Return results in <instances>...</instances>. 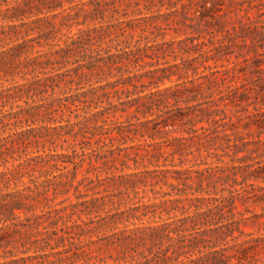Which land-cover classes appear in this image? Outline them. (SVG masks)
<instances>
[{"label": "trees", "instance_id": "obj_1", "mask_svg": "<svg viewBox=\"0 0 264 264\" xmlns=\"http://www.w3.org/2000/svg\"><path fill=\"white\" fill-rule=\"evenodd\" d=\"M208 2L210 5L206 6ZM104 3L110 4L108 0ZM181 7L182 11L185 8L199 11V18L205 20L216 19V16L225 15L228 8H232L231 12L238 19V24L231 28L220 27V38L209 36L207 41H199V36L185 37L177 42V48L172 46L174 41L169 40L159 44L136 40L132 44L124 42V46L111 51L109 47L101 49V0H0V17L10 22L0 24V43L5 36L17 33L14 21L24 17H55L60 12H67L65 15L68 16L72 11L75 17L82 15V20L76 21V24H84L85 21L93 23L91 27L78 28L72 34L63 33L62 36L66 38L62 44L51 43L46 52L34 56L22 57L28 47L24 41L0 44V72H15L25 78V87L19 96L25 97V105H17V109L2 113L0 125H10L11 119L12 123L34 122L37 119L55 121L54 116L60 115L58 122L64 123L52 126L53 130L65 129L64 134L73 132L74 143L68 142L71 153L62 151L27 158L33 161L34 166L43 163L59 171L52 175V178L60 179L56 182L51 178L37 181V176L23 183L22 190L41 186L44 189L39 192L44 195H47L50 188L56 194L66 192L70 187L79 191L81 185L93 182L100 184L96 161L101 157V140L104 154L108 152L113 159H145L146 155L140 152L142 145L152 146L155 149L152 157L158 159L164 152L173 156L176 150L171 139L159 136L157 140V135L167 133L169 128L182 129L187 135L181 138L200 141L196 153L193 150L187 153L193 154L192 159L204 166L199 169L174 166L160 170L146 169L138 179L129 180L130 185L125 190L132 191L133 197L145 193L147 189L153 194L149 202L132 208L138 210L142 207V215L165 200L187 201L181 206L185 214L170 220L118 228L117 224L125 221L122 218L124 210L114 206L103 216L106 220L104 227L109 229L104 237L118 242L121 253L119 259L125 261L123 264H264V0H185ZM252 10L263 19L245 23L243 18L249 17ZM115 11L118 12L117 7ZM205 25H209L208 21H205ZM60 30L61 26H53L41 36H56ZM179 53V61L152 66L167 55L172 54L176 59ZM210 60L215 64L220 61L221 68L197 71L200 67L210 69L211 66L206 64ZM189 71L193 73L190 79L185 77ZM173 74H177V79H184L181 83L191 84L188 87L191 94L181 98V95L176 94L180 88L170 94L165 93L179 86L178 82L159 93V103H136L134 101L137 97L122 96L128 97L143 78H148V83L153 84L164 79L170 80ZM101 78L106 82L101 84ZM60 81L64 82V87L56 90ZM80 83L88 84L89 87L80 90ZM74 85L76 89L72 87ZM126 85L133 88L129 89ZM205 92H208V99L204 102L198 100V96H204ZM168 99H173L174 105L179 101L186 105L168 107ZM102 101L104 105H101ZM191 101L195 103L189 104ZM203 103L207 106H203ZM250 106L252 110H249ZM131 107H134V116L138 113L144 115L153 108L158 112L152 118L144 115L145 119L129 124L112 122L109 118L124 116V112ZM65 113H68L67 116H62ZM199 123L205 124L197 126ZM26 132H12L8 135L12 136L9 144L7 137H0V158L4 162L7 161L5 154L11 149L12 143L24 140ZM56 134L61 133L58 131ZM133 135L149 137L151 140L120 146ZM114 140L118 141V145H113ZM209 142H212L213 152L208 150L209 146H205ZM249 145L251 148H248ZM203 147L206 154L202 152ZM129 149H133L131 158ZM240 152L244 154L238 156ZM181 155L184 157L186 153ZM211 155L216 157L214 164L207 162ZM224 156L228 157V161L221 158ZM184 161L185 157L179 160V164ZM84 162L88 164L84 176L76 179L77 170ZM20 165L18 163L6 167L0 171V175H10L15 179L12 168L16 166L18 169ZM12 179H7L6 186ZM58 184L64 190H59ZM163 185L170 190L162 191ZM170 193L175 196L167 198ZM5 195L8 199L0 202V248L3 250L18 232L25 236V241L34 237L31 244L41 245L43 241L49 243L51 234L60 233L58 238L62 241L73 238L72 232L79 235L101 228V224L92 225L99 222L97 220L77 223L70 217L63 218L59 214L61 209L54 208L47 225L39 229V215H35L31 221L30 216L21 217L16 213V210L29 211L33 207L22 201L19 190L15 189ZM88 202L92 206L95 204L88 200L80 204L88 207ZM114 202L111 200V203ZM238 204L260 205L261 209L252 212L246 207L243 212L238 209ZM90 211L98 210L91 208L88 213ZM246 211L252 214L245 216ZM136 217L139 219V216ZM247 220L257 226L255 231L241 228V223ZM25 241L22 245L26 244ZM83 246L84 243L69 241L67 247L56 251L54 255L64 253L70 247L75 250L71 256H59L56 264L70 257H85L87 254L82 250ZM46 256V253H37L20 260L25 262L34 259L25 264L55 262L45 261ZM7 263L4 261L0 264ZM69 263L73 264L71 261Z\"/></svg>", "mask_w": 264, "mask_h": 264}, {"label": "rangeland", "instance_id": "obj_2", "mask_svg": "<svg viewBox=\"0 0 264 264\" xmlns=\"http://www.w3.org/2000/svg\"><path fill=\"white\" fill-rule=\"evenodd\" d=\"M105 1L106 0H101V49L109 47L111 48V51H115L116 48L124 46V42L132 44L136 40H139L141 43L147 42V44H159L160 42L169 40L174 41L172 46L177 48V42L180 41V39H184L185 37L199 36V41H207L209 36L220 38L222 36L220 27L225 29L231 28L232 26L238 24V19L236 18L235 14L231 12L232 8H230V10L228 8L229 11L227 10L225 15L216 16V19L207 18V20H205L200 19L199 11H195L193 8H185L182 11L181 3L185 0H120L119 2L114 0V3H111L113 0H108L110 4H105ZM209 5V2L206 3V6ZM115 7L118 8V12L115 11ZM65 13L67 12H60L55 17H52L51 15L41 17L40 15L39 17H24L21 20H15L14 23L17 25L15 28L17 33L11 36H5L0 44L9 43L10 45L15 42L24 41L28 47L26 48V53L23 54L22 57L25 55L34 56L39 53L46 52L50 48L49 44L51 43L62 44L63 40L66 38V36H62L63 33L72 34L76 32L78 28H86L93 25L91 21H85L84 24H76V21L82 20V15L75 17L74 13L71 11L70 14L66 16ZM262 19L263 17L254 10H252L249 17L246 16L243 18L245 23ZM117 21L122 22L117 23ZM205 21H208V26L205 25ZM2 23L7 24L10 22L3 21L0 17V24ZM110 25L112 26L110 27ZM53 26H61V30L60 32L56 33V36H41V34H45ZM205 28H207V31ZM209 31H212V33H208ZM118 42L121 43L118 44ZM187 43L189 44L188 40ZM183 55L186 56V54ZM180 56L181 54L179 53L175 59L172 54L167 55L164 59H158V63L152 66H162L174 62L175 60L179 61ZM145 60L150 61L149 58H146ZM165 61L168 62L164 63ZM206 64L210 65L211 68L204 69L203 67H200L197 71L204 70V72H206L221 68L220 61H217L215 64L214 61L210 60L206 62ZM192 76L193 73L189 71L185 77L190 79ZM26 77H30V75H26ZM170 78V80L164 79V81H159L153 84L150 82L148 83V78H143L141 81H138V87L129 93L128 97H125V95L122 96L123 98L137 97V99L134 101L136 103H144L147 105L151 102L159 103V101H157L159 93H161L165 87L174 85V83L178 82H180L179 86L172 87L171 89L165 91V93L170 94L171 91L175 92V90L180 88V90H178L179 92L176 91V94L181 95V98L191 94L189 93L190 91L188 88L191 85L190 83H181V81L184 79H177V74L171 75ZM24 82L25 78L21 77L19 73L0 72V115L2 113L6 114L17 109V105H25V97H19L25 87V85H23ZM105 82L106 81L101 78V84ZM58 86L59 87L56 90L64 87V82L60 81ZM78 86H80V90H84L89 87L88 84L84 83H80ZM72 87L75 88L76 86L74 85ZM126 87L129 89L133 88L131 85H126ZM155 90L156 94L149 93ZM73 92L74 91L71 93ZM207 93L208 92H205L203 94L204 96H198V100L203 102L207 100ZM212 94L215 95L216 92H212ZM4 101H6L5 105L1 106ZM193 103H195V101H191L189 104ZM101 105H104V101L101 102ZM185 105L186 104L182 101H179L177 105H174L173 99H168V107L174 108ZM203 106H207V104L203 103ZM160 108H162V104L160 105ZM249 110H252V106L249 107ZM133 111L134 107H131L124 112V116L118 115L117 118L116 116L109 118L112 119V122L117 121L119 123L129 124L137 123V121L145 119V117L152 118L158 112L157 109L153 108L151 111L153 113L151 114V112L147 111L144 114V117V115L141 113H138L134 116ZM67 114L68 113H65L62 116H67ZM60 117V115H55V121H41L40 119H37L34 122L15 121V123H12L13 119H11V121L9 120L10 125L8 124V126L5 127L0 125V137H7V144H9L11 141L12 136L8 135H10L12 132L20 130L27 131V137L24 140L15 141L12 143L11 149L5 154L7 161L4 162L3 159L0 158V171L6 167H12L13 164L21 163V165L18 166V169L16 166L15 168H12V174L15 179H12L10 175H0V202L1 200L4 201L5 199H8L5 194L18 189L19 196L22 201L24 203L32 204L33 207L29 211L24 209L16 210V213L21 217L30 216L31 221H33L35 215H39L40 217L37 219V226L39 229H43V227L47 225L49 222L48 217L53 214L51 211H53L54 208L61 209L59 214L62 215L63 218L70 217L77 223H80L81 221H87L89 219L97 220L99 222H94L92 225L101 224V228L92 232H84L79 235L75 232H72L73 238L62 241L58 238L60 233L56 235L51 234L49 243L43 241L41 245H38L37 243L31 244V241L34 237H30L27 241H25V236L18 232L13 235L11 238V243L8 245V247L4 248L5 250L0 248V263L4 261H8L7 264H25L26 262L30 263L33 262L34 259L27 261L25 260V262H23L20 260V258L35 255L37 253H46L48 256H46L44 260H54L55 262L51 264H56L57 258H59V256L68 257L72 255L73 251L75 250L73 247H70L71 249L64 253L54 255L57 253L56 251H61L63 248L67 247L69 241H72L84 243L82 250L87 255L85 257L81 256L77 258L70 257L69 259L62 261L60 264H68L70 261L73 264H123L125 261H123V259H119L121 253L119 251L120 246L118 245V242H112V239L104 237L105 233L109 232V229L104 227L106 220L103 218V216H105L107 212L114 206H119L120 210H124L122 218L125 221H123V223H118L117 226L118 228H122L132 227L133 225L138 224L170 220L185 214V209L181 206L186 204L187 201L173 202L171 200H165L164 202H160L158 206L151 207L148 209L149 211H147L145 215H142L141 213L144 211L142 207L138 210L132 208H135L137 205H140L143 202H149V197L153 194L147 189L145 193H140L137 195V197H133V192H127L125 189L130 185L129 180L138 179L142 176V171L146 169L160 170L163 168H172L173 166L174 168H201L204 166V164H197V161L192 159L193 154L187 153L189 150H193L194 153H196L195 149L196 146L200 144V141L186 140L181 138L182 136L187 135L185 131L178 127L176 129L169 128L167 133L157 135L156 139L159 140V136H162V139H171L173 147L176 150L173 156L164 152L158 159H156V157H152V155L155 153V149L152 146L142 145L140 146V152L146 155L145 159L139 158L138 161L128 159L124 161V157L113 159L108 152L104 154L103 141L101 140V157L96 161V165L99 168L98 174L101 177L100 184L93 182L89 185H81L79 187V191H76L70 187L68 191L56 194L52 188H50L47 195L41 194L39 192L40 190L44 189L41 186L37 189L32 188L31 190H22L24 186L23 183L28 181L30 177L34 178L38 176L39 178H37V181H43L47 178H51L52 181L55 182L60 180L59 178H52V175L59 172L56 169L49 168L43 163H38L37 166H34L33 161L27 160L28 157L34 158L37 156H44L48 153L62 151L71 153V148L69 147L68 142L74 143L73 140L75 137L73 136V132L64 134L63 132L65 129H57L55 131H59L61 133L58 135L52 128V126L64 123L58 122ZM201 124L205 123H199L197 126ZM262 136H264V134ZM150 140L151 139L149 137H137L133 135L131 139H128L126 143L120 144V146ZM51 141L53 142L51 143ZM116 144L118 145V141L114 140L113 145L116 146ZM205 146H209L208 150L213 152V148L211 147L212 142L206 143ZM248 148H251V145H249ZM77 149L80 153L79 145H77ZM132 152L133 149L128 150L130 158L133 155ZM180 152H182L181 154L186 153L184 156L185 161L181 164H179V160L184 157L180 154ZM202 152L205 154L207 153L205 147H203ZM242 154H244V152L238 153V156ZM13 157L16 158V160H14ZM148 158H150V161ZM221 158H223L224 161H228V157L226 156ZM215 160L216 157L211 155V157L207 159V162L214 164L213 162H215ZM235 164L237 163L235 162ZM87 167V162H84L83 165L77 170L76 179H80L84 176V171ZM18 170L21 172L19 173ZM18 175L20 176L19 178H17ZM8 178H11L12 180L6 186L5 182ZM170 180L175 182L174 179ZM58 189L64 190V187L61 184H58ZM161 190L166 191L170 190V188H168L166 185H163ZM174 196V193H170V195H167L166 197L172 198ZM84 200L94 201L95 204L92 206L91 202H88L89 206L85 207V204H80ZM111 200L116 201V203H111ZM246 207H248L252 212H258L261 209L260 205L238 204V209L240 211L244 212ZM91 208L98 211H90L88 213ZM187 211L189 212V210ZM250 211H246L245 216L251 215L252 213ZM136 216H139V219ZM240 226L245 231H255L257 229V226L251 223L249 220H247L245 223H241ZM49 229L52 230V228ZM43 236L44 234L40 235V237ZM98 236L100 238H98ZM23 241L26 242L25 245H22ZM6 250L9 252H5ZM13 260L16 262L14 263Z\"/></svg>", "mask_w": 264, "mask_h": 264}]
</instances>
